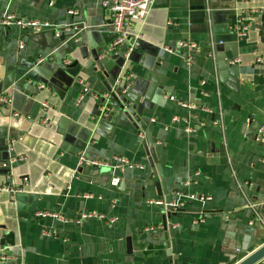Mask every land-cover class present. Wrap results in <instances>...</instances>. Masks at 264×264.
Segmentation results:
<instances>
[{
    "label": "crops",
    "instance_id": "0c3cea01",
    "mask_svg": "<svg viewBox=\"0 0 264 264\" xmlns=\"http://www.w3.org/2000/svg\"><path fill=\"white\" fill-rule=\"evenodd\" d=\"M103 2L0 0V17L39 19L58 32L70 26L58 42L0 23V96L12 98L0 101V185L15 190L0 191V254L10 257L0 264H236L264 244V139L256 140L264 121V0H155L130 24L142 35L131 57L118 46L101 70L87 66L80 47L114 42ZM73 8L79 12L69 15ZM255 11L254 26L236 37L234 19ZM183 40L198 49L179 47ZM234 57L241 62L229 64ZM66 59L70 66H61ZM130 74L127 103L94 122L101 105L91 93L79 99L80 81L102 95L110 77ZM113 175L122 178L118 186ZM175 198L185 202L179 210L150 204ZM39 211L103 218L63 223Z\"/></svg>",
    "mask_w": 264,
    "mask_h": 264
},
{
    "label": "built area",
    "instance_id": "2783aa9c",
    "mask_svg": "<svg viewBox=\"0 0 264 264\" xmlns=\"http://www.w3.org/2000/svg\"><path fill=\"white\" fill-rule=\"evenodd\" d=\"M155 4V0H104L103 5L104 7L109 11L112 19V29L116 35L114 42L112 45L109 47V51L111 52L113 49H115L118 46H124L126 47V56L125 58H130L131 54L134 52L136 47L139 44V41L142 37V35L137 32V33H132L130 32V24L131 22H139L143 21L146 16L148 15L149 11ZM79 11L76 8L69 9L68 14L69 15H76ZM252 12L251 14H243L240 16H237L234 19V22L230 26V31L238 38H243L244 36L247 35L249 30L254 26L253 22L255 21L256 18V13ZM0 23L9 27H17L21 30L28 31L30 33H39L43 32L48 28H51L53 26L50 25V23L46 21H42L39 19H21L16 17L12 13H7L0 17ZM72 25H76V23H72ZM57 27V26H55ZM69 25L63 27L65 30L69 29ZM75 27V26H74ZM58 29V28H57ZM61 29L59 32L57 31V35H59ZM130 36H133L135 38V41L132 44H128L127 46V40L130 38ZM19 47L23 48L24 47V41L19 42ZM178 46L181 48H189L192 50H197L198 45L191 40H183L178 43ZM168 48V47H166ZM215 48V49H214ZM216 46L210 49L209 51V57L212 59H215L217 54H216ZM43 58H40L37 60L36 63H42ZM192 62V56H188L187 63ZM241 62V58L239 57H234L230 60H228V63L231 65L238 64ZM71 63L70 59H66L65 61H62L60 64L63 67H67ZM126 78L122 77L119 75L117 83L122 85L120 91L113 90V92H105L102 95H98L94 92H92V89L86 85L84 81H80L81 86H82V93L79 97L80 100H83L87 94H92L94 99L96 100H101L104 99L105 103L104 106L101 108V113L98 115V120H100L105 113H111L114 110V107L110 105V101L113 100V95L115 94L119 99L121 98L122 95L127 94L129 91L133 89V81H132V75H126ZM204 83V81H202ZM40 88H44L45 86L43 84H40ZM0 101L4 103L5 105H11L12 104V98L10 96H0ZM49 104L46 102H42V107L43 108H48ZM182 106L189 109V110H194L197 106L192 103H186L183 102ZM14 115H17L16 112H12ZM47 118H44V121H47ZM174 121L178 123L184 122V128L187 132H190L193 130V128L190 127L189 125V120L184 118L183 121L180 117H174ZM97 129V128H96ZM261 139H264V121L259 125L257 132H256V140L259 141ZM14 140H10V148L13 147L14 145ZM22 159V158H15L12 160L13 162ZM82 160L96 165V166H109L110 164L107 163V161H103L101 159H85L84 157H81ZM11 161V162H12ZM124 162L128 163L130 167L132 168H141L142 166L140 165H133L131 164L127 159H124ZM113 170L121 168L120 165L117 164H112L111 165ZM122 181V178L119 175H113L110 178V183L113 186H118L120 182ZM15 191L12 186L10 185H0V191ZM93 195L91 194H86L85 197H92ZM191 198H194L191 196ZM210 197H204L201 196L200 200L205 202L209 200ZM117 201H113L112 206H115ZM184 203L182 200L175 198V199H158V200H152L150 201V204L154 205H165L167 207V210H179L184 206ZM38 217L45 218V217H53L63 223H81L82 221L92 218V217H102L103 215H98L93 212H82L79 215H77L74 218H66L59 213H54L50 211H39L37 213ZM117 221V218H111L109 220L110 223H115ZM175 227H178L179 224L174 225ZM47 236H50L52 233L50 231H45L44 233ZM10 257L8 255H1L0 254V260H7ZM261 263L264 264V258L260 261Z\"/></svg>",
    "mask_w": 264,
    "mask_h": 264
},
{
    "label": "water",
    "instance_id": "95a60500",
    "mask_svg": "<svg viewBox=\"0 0 264 264\" xmlns=\"http://www.w3.org/2000/svg\"><path fill=\"white\" fill-rule=\"evenodd\" d=\"M74 26H76V28L78 29L79 26H84V25H82V24L81 25H79V24L72 25L73 29L75 28ZM56 29L57 28L55 26H53L51 28L46 29L42 33H44V32L45 33H51L53 35L54 39H56L58 42H63L65 39H67V37H69V34L66 33V30L64 28L61 29V32L59 33V35H57ZM53 47H54V45L51 46V48H53ZM89 49L90 48L88 47V45L86 43H82V45L80 47V52H81L82 57L87 59V66H90L91 64L96 63L99 69L104 70L106 68L107 62L114 58L112 53L108 52L109 47H107V46L103 49L98 48V47H93L90 50ZM74 64H76V61L72 64V66ZM68 66H70V65H68ZM98 74L100 75V72ZM109 82H110V85H109L107 91H109V92H111V91L113 92V90L120 91L122 85L117 83L114 78L110 77ZM129 93H130V91L127 94L122 95L120 99L114 94L113 100L110 101V105L114 107L113 112L105 113L100 120H102L106 117H110L109 115H114L118 111L120 112L121 105H124L125 103H127V95ZM99 103H100L101 108H102L104 106V103H105L104 99L99 100ZM101 108H99L100 111L102 110ZM129 110L132 113L134 112L133 107H130ZM98 115L99 114L96 115L94 122L99 121ZM127 234L129 235L127 237L128 251L132 252V237L130 235V232H127ZM263 258H264V244L261 247H259L258 249H256L255 251H253L252 253H250L249 255L243 257L236 264H257Z\"/></svg>",
    "mask_w": 264,
    "mask_h": 264
}]
</instances>
